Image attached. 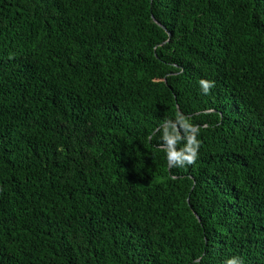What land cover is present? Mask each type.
I'll return each mask as SVG.
<instances>
[{
	"label": "trees",
	"instance_id": "trees-1",
	"mask_svg": "<svg viewBox=\"0 0 264 264\" xmlns=\"http://www.w3.org/2000/svg\"><path fill=\"white\" fill-rule=\"evenodd\" d=\"M232 256L264 264V0H0V264Z\"/></svg>",
	"mask_w": 264,
	"mask_h": 264
},
{
	"label": "clouds",
	"instance_id": "clouds-1",
	"mask_svg": "<svg viewBox=\"0 0 264 264\" xmlns=\"http://www.w3.org/2000/svg\"><path fill=\"white\" fill-rule=\"evenodd\" d=\"M198 83L204 95H208L215 87V82L207 79H200ZM199 132L200 128L180 111L175 113L174 119H165L161 123L159 149L165 153L170 169L192 165L196 162L200 148V140L197 138ZM223 264H244V261L239 256H232Z\"/></svg>",
	"mask_w": 264,
	"mask_h": 264
},
{
	"label": "water",
	"instance_id": "water-1",
	"mask_svg": "<svg viewBox=\"0 0 264 264\" xmlns=\"http://www.w3.org/2000/svg\"><path fill=\"white\" fill-rule=\"evenodd\" d=\"M153 21L156 23V24H158L157 22H156V20L155 19H153ZM159 25V24H158ZM160 26V25H159Z\"/></svg>",
	"mask_w": 264,
	"mask_h": 264
}]
</instances>
